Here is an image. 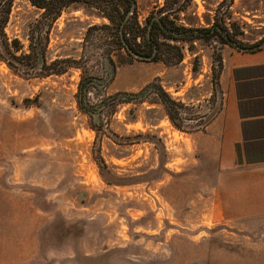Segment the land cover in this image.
Here are the masks:
<instances>
[{"label": "rangeland", "instance_id": "374dc122", "mask_svg": "<svg viewBox=\"0 0 264 264\" xmlns=\"http://www.w3.org/2000/svg\"><path fill=\"white\" fill-rule=\"evenodd\" d=\"M136 1L141 23L163 2ZM194 1L183 16L197 25L221 14L241 44L264 36V0ZM10 7L1 36L25 54L0 49V264H264V219L248 228L216 211L213 163L192 135L222 107L228 44L196 40L177 63L129 62L87 31L101 19L82 9L51 23L29 0ZM86 76L105 81L90 87L91 105L161 85L180 104L181 127L155 94L115 101L95 123L78 101Z\"/></svg>", "mask_w": 264, "mask_h": 264}, {"label": "trees", "instance_id": "16d2710c", "mask_svg": "<svg viewBox=\"0 0 264 264\" xmlns=\"http://www.w3.org/2000/svg\"><path fill=\"white\" fill-rule=\"evenodd\" d=\"M29 1L38 10H43V16L49 17L51 23L68 9H82L87 15L100 18L101 22L99 23H89L87 31H100L104 37L111 40L114 44L115 48L112 51H119L118 56L122 55L121 58L129 62L139 60L177 63L183 60V48L186 44H188V47H194L196 40L207 41L216 38L220 42L238 49L250 50L257 49L264 44V36L254 44L248 46L241 44L236 38V32H233L227 25V17L221 14L216 15L215 18L205 16L206 25H197L194 21L198 20V18L194 21L191 17L185 18L183 15L194 4V0H163L162 4L158 5L145 18L144 23L138 20L136 0ZM12 2L13 0H0V49H3L4 53L11 55L15 59H21V55L18 56L13 51V49L22 51L23 47L20 42L15 39L11 44H6L1 36L3 32L2 26L10 12ZM219 7L217 13L219 12ZM30 48L37 58V68L44 67V50L36 33L31 38ZM108 53L110 52L108 51ZM108 53L104 56V63L108 69L107 74H109V67L107 66L111 65L114 67V60ZM22 54L25 53L22 51ZM28 54H31V51ZM0 59L3 58L0 56ZM7 61L10 66L13 65L11 61ZM57 62L54 61L52 64H57ZM13 67L15 66L13 65ZM60 72H63V70L58 71V73ZM104 82V77L86 76L79 84V104L83 110L93 115L95 123L99 120L101 111L115 101H145L150 94H155L157 97L156 102L163 104L175 125L179 128L181 127L179 122L180 104L161 85L156 83L147 85L140 93L121 92L99 104L91 105L86 96L90 87L94 86L97 89H101ZM95 129L98 130L99 128L95 126Z\"/></svg>", "mask_w": 264, "mask_h": 264}, {"label": "crops", "instance_id": "0c3cea01", "mask_svg": "<svg viewBox=\"0 0 264 264\" xmlns=\"http://www.w3.org/2000/svg\"><path fill=\"white\" fill-rule=\"evenodd\" d=\"M222 107L205 129L192 133L213 163L216 211L250 228L264 219V44L222 51Z\"/></svg>", "mask_w": 264, "mask_h": 264}]
</instances>
